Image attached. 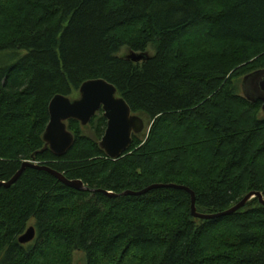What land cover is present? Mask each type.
<instances>
[{
  "label": "trees",
  "instance_id": "1",
  "mask_svg": "<svg viewBox=\"0 0 264 264\" xmlns=\"http://www.w3.org/2000/svg\"><path fill=\"white\" fill-rule=\"evenodd\" d=\"M122 48L150 54L134 64ZM18 51L0 68V183L34 156L89 191L32 167L0 186V264H73L75 253L84 264H264L257 199L204 221L185 190L122 196L179 186L214 215L264 194L262 104L234 82L264 70V0H0V52ZM94 79L146 121L142 134L109 160L100 111L86 127L66 122L74 141L62 157L42 151L49 102ZM29 227L35 238L20 245Z\"/></svg>",
  "mask_w": 264,
  "mask_h": 264
},
{
  "label": "water",
  "instance_id": "2",
  "mask_svg": "<svg viewBox=\"0 0 264 264\" xmlns=\"http://www.w3.org/2000/svg\"><path fill=\"white\" fill-rule=\"evenodd\" d=\"M125 59L138 64L147 61L148 56L146 53L132 52ZM242 92L243 97L249 102H260L264 113V70L244 77L242 80ZM100 111H102L103 118L106 120V129L99 142V147L111 161L122 158L132 145V137L138 136L144 131L145 123L142 118L132 114L123 98L117 96L116 88L102 79L89 80L83 83L79 88L78 97L74 100L62 96L52 98L48 105L49 122L43 134L45 145L42 151L49 150L55 157H62L72 147L74 141L73 135L67 131L66 122L72 120L78 122L81 127H86ZM27 167L49 173L68 188L77 191H89L81 181L67 180L62 174L48 167L39 166L35 163L34 156H32L30 162L22 164L20 170L10 181L0 183V186H4L5 188L13 186ZM161 188L185 190L188 192L191 196V216L195 220L208 221L230 216L244 208L252 199H257L259 204L264 207V194L250 193L242 201L225 212L214 215L198 214L195 209L193 193L186 188L174 185H152L140 192H124L122 196H142L151 190ZM103 193L108 197H116L112 193ZM34 238L35 229L29 227L18 239V243L26 245L31 243Z\"/></svg>",
  "mask_w": 264,
  "mask_h": 264
},
{
  "label": "rangeland",
  "instance_id": "3",
  "mask_svg": "<svg viewBox=\"0 0 264 264\" xmlns=\"http://www.w3.org/2000/svg\"><path fill=\"white\" fill-rule=\"evenodd\" d=\"M132 52L129 51L126 48H122L120 53H119V57L121 58H126L129 54H131ZM26 53L24 51H18V52H0V68L4 67V66H8L11 65L15 62H17L19 59H21ZM147 55H149L150 53H146ZM242 78H239L238 80L234 81L235 82V86H236V90L238 92V94L240 96H243V92H242ZM146 123V121H145ZM82 135H86L88 137H92L93 132H94V128H83V130L81 129ZM73 264H84V256L81 253H75L73 256Z\"/></svg>",
  "mask_w": 264,
  "mask_h": 264
}]
</instances>
